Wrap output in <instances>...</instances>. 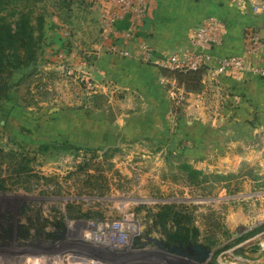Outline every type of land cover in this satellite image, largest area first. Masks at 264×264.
Instances as JSON below:
<instances>
[{
	"label": "rangeland",
	"instance_id": "rangeland-1",
	"mask_svg": "<svg viewBox=\"0 0 264 264\" xmlns=\"http://www.w3.org/2000/svg\"><path fill=\"white\" fill-rule=\"evenodd\" d=\"M78 8L0 0V264H264V170L242 162L232 139L56 142L52 106L90 116L123 109L63 67L66 21ZM210 78L203 71L199 85ZM186 84V93L201 88ZM176 88L171 113L190 117L189 96Z\"/></svg>",
	"mask_w": 264,
	"mask_h": 264
},
{
	"label": "crops",
	"instance_id": "crops-1",
	"mask_svg": "<svg viewBox=\"0 0 264 264\" xmlns=\"http://www.w3.org/2000/svg\"><path fill=\"white\" fill-rule=\"evenodd\" d=\"M66 2L71 9L79 7L82 13H72L66 21L74 30L69 33L70 46L64 55L67 60L63 67L94 79L104 92L110 90L114 96L111 100L123 109L111 114L104 108L90 116L84 112L87 107L52 106L47 114L50 120L47 127L58 138L57 143L104 148L108 138H159L172 136V133L178 138L187 134L198 138H227L232 139V145H242L243 154L247 156L242 162L264 170L263 78L248 68L214 79L210 67L206 70L211 77L209 82L202 81L198 91L186 93L184 85L166 70L144 62L143 51L137 43L125 47L129 53L126 57L108 50L114 42L122 45L118 34L122 27L115 28L107 36L100 21L102 7L92 9L88 6L86 9L84 0ZM148 2V14L138 34L139 42L150 46L158 57L182 55L191 50V31L208 18L220 23L217 33L221 44L212 52L214 59L247 58L246 32L252 28L264 31V15L252 14L249 7L240 9L233 0ZM247 62L254 64L255 59ZM48 64L61 67L51 61ZM173 86L188 94L190 117L172 115ZM6 123L10 125V121ZM34 125L30 127L33 130L36 123Z\"/></svg>",
	"mask_w": 264,
	"mask_h": 264
},
{
	"label": "built area",
	"instance_id": "built-area-1",
	"mask_svg": "<svg viewBox=\"0 0 264 264\" xmlns=\"http://www.w3.org/2000/svg\"><path fill=\"white\" fill-rule=\"evenodd\" d=\"M240 9L250 8L252 14L264 15V0H233ZM90 8L102 7V28L105 32H114L115 28L122 27L118 31L122 45L112 43L108 50L124 57L129 53L125 49L131 43L137 45L143 51V60L161 70L171 73L188 74L190 72L212 67V76L215 78L227 73L249 70L264 79V31L252 28L246 32L245 54L247 58L224 57L214 59L213 50L221 44L217 33L220 23L214 18L204 20L191 31L192 49L186 53L156 56L146 43L139 42V31L147 17L148 0H84ZM255 59L254 64L247 61Z\"/></svg>",
	"mask_w": 264,
	"mask_h": 264
},
{
	"label": "trees",
	"instance_id": "trees-1",
	"mask_svg": "<svg viewBox=\"0 0 264 264\" xmlns=\"http://www.w3.org/2000/svg\"><path fill=\"white\" fill-rule=\"evenodd\" d=\"M2 70V69H0ZM168 72V71H167ZM203 73V70H199V71H194V72H190L188 74H181V73H171V72H168L169 75H172L174 76L177 81L180 83V84H183L185 85L187 81H190L191 79L194 80L195 83H198V86L200 87V77ZM165 74V73H164ZM186 81V82H185ZM187 87H190L189 84H186ZM191 88V87H190ZM194 89V88H193ZM198 91V90H197ZM195 174H197V172L195 171Z\"/></svg>",
	"mask_w": 264,
	"mask_h": 264
},
{
	"label": "water",
	"instance_id": "water-1",
	"mask_svg": "<svg viewBox=\"0 0 264 264\" xmlns=\"http://www.w3.org/2000/svg\"><path fill=\"white\" fill-rule=\"evenodd\" d=\"M199 248H200V247H199ZM199 248H198V249H199Z\"/></svg>",
	"mask_w": 264,
	"mask_h": 264
},
{
	"label": "bare ground",
	"instance_id": "bare-ground-1",
	"mask_svg": "<svg viewBox=\"0 0 264 264\" xmlns=\"http://www.w3.org/2000/svg\"><path fill=\"white\" fill-rule=\"evenodd\" d=\"M42 262V261H41Z\"/></svg>",
	"mask_w": 264,
	"mask_h": 264
}]
</instances>
